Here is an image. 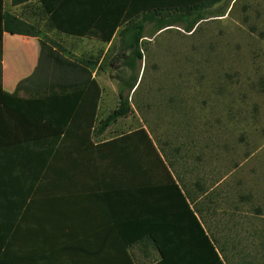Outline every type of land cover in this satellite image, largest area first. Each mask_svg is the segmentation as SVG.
Wrapping results in <instances>:
<instances>
[{"label": "crops", "instance_id": "obj_1", "mask_svg": "<svg viewBox=\"0 0 264 264\" xmlns=\"http://www.w3.org/2000/svg\"><path fill=\"white\" fill-rule=\"evenodd\" d=\"M167 1L52 0L56 16L83 18L70 23L85 32L95 31L94 21L103 28V18L130 16L135 22L147 14L143 9ZM2 2L10 14L21 7ZM40 6L32 1L24 17L36 22L39 32L59 34L49 28ZM154 25L144 23L143 33L147 26L156 32ZM125 27L118 25L109 43L76 38L105 45V55ZM68 55L41 38L0 32L1 223L6 241L36 245L6 248L0 263L264 264V249L253 256L247 249L227 251L206 232L212 251L200 234L191 232L188 211L193 209L202 222L203 208L198 187L189 184L190 172H174L140 118L99 125L118 107L120 95L132 111L134 90L101 87L99 63L90 70ZM93 79L101 87L95 123L90 131L84 122L60 132L65 107ZM83 95L89 99L77 100L92 103L94 94ZM140 129L163 166L143 137L129 136Z\"/></svg>", "mask_w": 264, "mask_h": 264}, {"label": "rangeland", "instance_id": "obj_2", "mask_svg": "<svg viewBox=\"0 0 264 264\" xmlns=\"http://www.w3.org/2000/svg\"><path fill=\"white\" fill-rule=\"evenodd\" d=\"M27 8L14 15L26 18ZM220 13L224 16L212 17ZM205 18L191 33L184 30L187 18L157 34L147 26L142 60L133 68L131 52L118 39L104 55L105 45L94 40L40 35L76 60L99 63L103 88L128 89L138 79L129 118L142 120L174 172H190L189 184L202 195L198 205L207 232L220 248L260 255L264 0H222Z\"/></svg>", "mask_w": 264, "mask_h": 264}, {"label": "trees", "instance_id": "obj_3", "mask_svg": "<svg viewBox=\"0 0 264 264\" xmlns=\"http://www.w3.org/2000/svg\"><path fill=\"white\" fill-rule=\"evenodd\" d=\"M10 6H24L28 7L31 5L32 1L34 0H9ZM41 4V8L43 9L44 13L47 16V24L49 28L56 29L63 33L64 35L74 36V37H87V38H94L102 43H109L112 40L113 33H115V29L118 25H124L125 28L119 34V42L120 45L123 46V49L126 51H130L132 55V61L130 63L131 68L134 67L136 61L142 60V53L140 52V43L143 38V29L144 23L146 22H155L154 27L156 28V33L163 31L166 28L174 26L175 23L182 21L183 19L187 18L189 22L185 27V31L187 33H191L193 29L200 23L201 21L205 20V15L207 9L216 5L222 0H170L167 2H158L156 7L151 9L146 8L142 10L144 14L141 18H136L135 22L132 17L125 16L122 17H109L103 18V28L100 25V22L94 23V30L90 32H85L79 30V25H72L70 23L71 20H84L83 18H65L60 19L56 16V12L54 11V3L52 0H36ZM145 11V12H143ZM212 16V15H211ZM224 14H218L217 16L212 17H223ZM93 20V19H92ZM95 20V19H94ZM80 23V22H78ZM108 23V24H105ZM102 29V30H101ZM104 29V30H103ZM108 30V31H107ZM0 32H5L9 35H19V36H28V37H38L44 40L45 42L49 43L53 46L58 52L61 54H65L66 52L56 43L47 40L45 37H41L39 30L37 29V24H31V21L26 17L23 18L18 15L10 14V12H6L3 8V2L0 0ZM68 55V53H67ZM69 56V55H68ZM122 57H125L123 54ZM75 61L90 70H93L97 65V62H90L86 60H76ZM114 62L116 59L113 60ZM138 79L135 78L134 83L129 86L127 90H134L136 84L138 83ZM86 91L80 92L78 95H75V101L71 102L67 105L66 111H63L62 117L60 118V126L62 127L59 131L60 132H70L73 131L74 126L76 124L88 122V131H90L91 127L96 121V114H97V106H98V99L100 96V85L93 79L85 86ZM92 93L91 95L92 103H84L82 101H78L77 99H89L88 94ZM1 96V95H0ZM131 114V108L127 101V98H124L120 95V101L118 107L115 108L104 120L100 122V127H106L110 123L117 121L118 119H122L128 117ZM88 116V117H85ZM59 132V133H60ZM141 136L143 137L152 152L155 154L158 161L162 164L161 158L159 157L155 147L153 146L151 140L146 135V131L143 129L137 130L134 134H130L129 136ZM165 168V167H164ZM184 201V199L182 198ZM185 203V201H184ZM187 208V205H186ZM189 216L191 220V232L200 234L204 240L209 245L210 249L213 251V246L209 242V238L206 237L205 233L207 232L200 217L195 216L194 210H189ZM16 231V230H15ZM7 230L4 223H1V216H0V252L5 250L6 248H11L14 250L21 249L22 247H36L34 242H28L22 245V242L19 239H14L12 241H6ZM213 242V241H212ZM32 244V245H31ZM216 260L219 262V258L215 254ZM4 253H0V259L4 261ZM166 258L163 256V262ZM217 262V263H218ZM220 263V262H219ZM2 264V263H0ZM162 264V263H161ZM221 264V263H220Z\"/></svg>", "mask_w": 264, "mask_h": 264}]
</instances>
